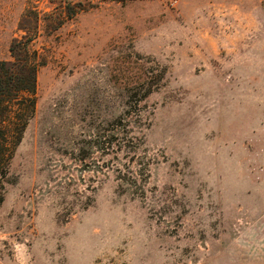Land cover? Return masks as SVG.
Here are the masks:
<instances>
[{"label":"rangeland","instance_id":"374dc122","mask_svg":"<svg viewBox=\"0 0 264 264\" xmlns=\"http://www.w3.org/2000/svg\"><path fill=\"white\" fill-rule=\"evenodd\" d=\"M76 1L36 42L0 264H264V0ZM32 5L0 0V60Z\"/></svg>","mask_w":264,"mask_h":264},{"label":"trees","instance_id":"16d2710c","mask_svg":"<svg viewBox=\"0 0 264 264\" xmlns=\"http://www.w3.org/2000/svg\"><path fill=\"white\" fill-rule=\"evenodd\" d=\"M49 2V11L34 5L24 11L19 22L23 34L12 41L10 59L0 60V204L10 184L17 148L36 114L38 73L47 62L36 42L42 34L56 36L77 15L93 8L76 0Z\"/></svg>","mask_w":264,"mask_h":264}]
</instances>
